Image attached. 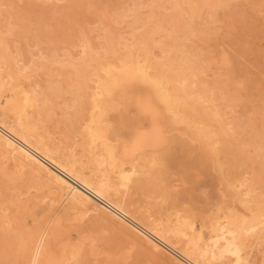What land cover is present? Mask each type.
Masks as SVG:
<instances>
[{"label":"bare ground","instance_id":"obj_1","mask_svg":"<svg viewBox=\"0 0 264 264\" xmlns=\"http://www.w3.org/2000/svg\"><path fill=\"white\" fill-rule=\"evenodd\" d=\"M24 1H26V0H24ZM27 1L25 2L26 4H27ZM102 1L105 2L107 0H102ZM118 1L120 2V0H118ZM139 1H141V0H139ZM150 1L153 2L152 0H150ZM154 1H156V2L155 3L153 2V3L156 4L158 0H154ZM164 1H162V4ZM215 1L216 0H171V1L168 0V2L170 4L168 7H165V8L164 7L160 8L159 4L154 5L152 3L155 7H158L159 11L156 13V11L153 10L152 11L153 13H151L150 16H148L150 14V12H146L145 14H143V16H147V17H142V15H140L142 13V9H141V12H138L137 9H135V12L137 11L139 14H133V16H134L133 21L136 24L137 23L138 24L136 26H134L133 29H131L130 27L133 26V24H135L132 21L133 24L129 27L130 29L128 28L129 30H132V32L129 31L130 35H126V34H124L125 31L122 32L121 30H119L118 26L116 25L118 23H114V21L112 22L109 18L110 16L108 17L106 14H102V20L103 21L100 18L99 19L103 22L104 28L106 29V34H104L107 36L106 39L104 38L106 40V46H105L106 50L105 51L108 55L110 54L111 56H113L115 58V61H109L112 59H109V60L107 59L108 61H106V60H104L105 57L101 58V56H99L101 60L99 59L100 63H98V66H92V64L89 65V63H87L85 61V60H87L86 57L91 55V53H88L89 51L87 50V48L89 46L86 48L84 45H82L83 47L86 48V51H88L87 52L88 54L86 53L87 56H85V59L82 60V61L86 62V63H84L85 67L84 68L82 67L84 69V71L81 69L82 72H81V75H79V76H81L82 79L79 78L76 73H75L76 75L74 76V77L77 76L78 79H81V80H79V82L77 81L76 87L78 89H76L75 91H77L79 89L86 88V87H90L92 89V95H93L92 98H94V99H92L94 101V105H92V106L97 109L96 111H94V113L92 115L90 114V112H92V111L89 112V115L91 118V119L89 118L91 120V122L89 120V122H90L89 124L87 123L88 120L84 121L87 123V126H88L87 130H89L88 132H90V149L86 152L85 156H84V152L80 151L83 153L82 156H84V157H79V156H81V154L79 155V154H76L74 152H71L68 156H64L63 155L64 153L62 155H60L59 154L60 146L59 147H58V145L53 146L55 144H58L59 142L55 143V141H54L53 144H50L49 140L47 141L43 137V135H42V137L37 136V133L35 132L36 131L35 126L39 128V126L36 125L38 122L36 120V122H37L36 123L34 120V122H35L34 123L32 121L33 119L31 120L30 115L27 111V108L28 107L34 108L35 111H37L36 113H38L40 115L42 114V112H46L44 115L46 118V115L50 116L49 114L52 113L54 106L52 107L53 104L49 101L48 97L45 98L46 96H44V99L43 98L39 99V97L37 98L34 94H32V92H29L28 89H31V88H28L26 85H25L26 87L24 88V86L21 84L20 76L22 75V73L24 74V72H28V70L25 71L24 69H26L28 67V64H29V68H32V66L30 67V64H31L30 61H29V63H27L25 65H21L20 61H22V60H20V59H19L20 61L17 59L19 61V63L17 61H11V59H10V61H7L6 59H4L5 57L2 58V60H0V149L5 154L11 156L12 159L16 158L17 163L20 166H22L23 168L24 167L28 168L30 170L29 172L32 171L33 174L35 173L37 176L43 178L47 182L46 183L47 185L50 184L53 186L52 190H54V195L52 197H50V199H48L46 197L47 200H49V201L46 205H44V208L50 207L49 206L50 203H53L54 201H56V200L58 201L59 199H61L62 201H69L70 204H72L75 207V208L73 207L74 210L76 208H78V209H81L83 211H88V210L96 211L97 214H94V216L96 218H99L96 216V215H99L98 213H100L101 216L105 220L110 221V222L114 221V218L116 216L119 217L118 219H121V220L117 221V225H118L119 229L121 230L120 233H123L125 235V237L123 236L124 241H126V239H127L130 243V246L128 247V250L126 252L125 257H128L131 254L130 253L131 248L136 243H139V242L142 244H145L146 246H148V248H150L152 251H155V252L159 250V246L168 245V247L169 246L172 247L171 249H173V248L176 249V247H174L172 244L173 243L174 244L182 243L181 250L176 249L178 252L177 255L179 256L178 259H175L176 264H252L248 258V251H249L250 245L252 243H255L257 246H259V249L262 251L261 262L259 261V263L264 264V101L257 103V105L254 106L255 109H253V107H252L253 105L250 106L251 109H253V110L249 109L247 112H245V113H248V118L246 119V122L244 124L245 130H246L244 133H247V135H248L246 142H244L243 144H242V142L240 143L239 138L236 135V131H235V121L238 117V115L236 114L237 106L240 109L239 106L242 105L241 103H243L244 95L246 94V91H245V94H243L242 91H240V89L243 90V88L246 87L245 85L249 86L250 83L248 81L252 80L251 78H254L255 76L258 77L261 74H259V72H258L257 75H255L254 77L252 76L250 79L248 78L249 79L248 81L246 79L248 84H247V82L244 83L241 80L233 79V78H236L238 76H235V74H233V72L236 70V68H235V70H232L233 66H232V69L229 66L232 64V59L229 57L230 55L229 56L228 55H222L221 59H220V62L222 63V65L225 64V66H228V67H226V68H228L227 72L225 71L224 73H221L220 72L221 68L219 69V71H216V69L214 67H212V66H214L213 63L215 62L212 55H215L219 51H217L215 53L214 52L215 50L213 49L214 53L212 52L213 53L212 55L204 54L203 52L200 51V49H202V47L200 46L201 48H199V46H198V45H200L199 43L201 42V41L200 42L198 41L199 38H197V40L195 38L192 39V37H194V36H197V37H203L204 36L205 38H207V37L209 38V36L211 35L210 33L212 30L207 29L205 27L204 28L200 27V25H199L200 23L197 21L201 20V16L199 17V9L200 10L204 9V8L201 9L200 7L201 6L203 7V4L210 6V4L214 3ZM51 2H52V0L49 2V4ZM104 2H103V4H104ZM123 2L121 0V3H123ZM146 2H147V0H146ZM216 2H218V1H216ZM145 3L141 2V4H145ZM251 3H253V2H251ZM263 3H264V0H263ZM31 4H32V2L30 3V5ZM125 4H126V1H125ZM131 4L133 5L135 3L132 2ZM131 4H126V5L129 6ZM136 4H138V3H136ZM141 4L139 2V5H141ZM152 4H150V6ZM217 4L219 5V2ZM34 5H35V2L31 6H34ZM117 5H118V3H117ZM218 5L215 4L216 7ZM260 5H262V4H260ZM100 6L106 7V4L102 5V2H101ZM136 6H138V5H136ZM207 6H206V8H207ZM212 6H214V5L212 4ZM215 6H214V8H216ZM262 6H264V5H262ZM47 7L48 6H46V8ZM125 7H124V9H125ZM142 7L143 6H141V8ZM67 8H69V7H67ZM127 8L128 7H126V9ZM138 8H140V7L138 6ZM150 8H152V7H149V9ZM62 9L65 10V8H62ZM116 9H118V7H116ZM116 9L115 10L111 9V10L116 12ZM120 9L121 10L119 12L122 11V8H120ZM130 10L132 11V9H130ZM133 10H134V8H133ZM221 10H222V8H221ZM112 11H110V9H109V14ZM206 11H205V13H206ZM211 12H209V13L211 14ZM19 13H21V12H19ZM46 13L47 12H45V14ZM60 13L62 14V12H60ZM60 13H58V14H60ZM127 13H125L126 16L130 15L129 17L132 20L131 13L128 15H127ZM143 13H144V11H143ZM209 13L207 15L204 14V16L205 17L208 16ZM213 13L215 14L216 10H214ZM217 13H218V11H217ZM55 14H57V13H55ZM146 14H148V15H146ZM219 14H220V12L217 14V16ZM7 15L8 14H6L5 16L7 17ZM32 15H34V14H32ZM38 15L39 14L36 15L37 17L36 16L34 17L36 20H37V18H39ZM47 15L49 16L50 14L47 13ZM52 15H50V16H52ZM112 15H114V14H112ZM117 15H118V13H117ZM220 15H219V17H220ZM114 16H116V15H114ZM122 16H123V14H122ZM197 16L200 18V20H197V18L195 19V17H197ZM209 16H211V15H209ZM117 17H119V15ZM16 18H19V16H17ZM56 18H58V17H56ZM113 18H115V17H113ZM125 18H127V17H125ZM2 19H1V24L4 22V21L2 22ZM35 19H34V21H36ZM49 19H51V17ZM115 19H117V20H115L117 22L118 18H115ZM120 19H121V17H120ZM221 19L220 20L216 19V20L221 21ZM9 20H11V17ZM32 20H33V17H32ZM40 20H42V18ZM53 20L58 21L54 17L51 20L52 21L51 23H54ZM225 20L226 19H224V22H225ZM228 20H230V19H228ZM125 21H126V19H125ZM211 21H213L212 18H211ZM211 21L209 22V24H211ZM27 22H29V20ZM27 22H26V24H27ZM122 22H124V21H122ZM196 22L199 24H197ZM214 22L215 21H213V23ZM222 22H221V24H222ZM5 23H6V21H5ZM8 23L12 24L11 22H8ZM8 23L6 25H8ZM127 23L131 24V22L130 23L126 22L125 24H127ZM10 24L8 26H10ZM120 24H121V22H119V25ZM205 24H207V23H205ZM205 24H203V25H205ZM231 24H233V21ZM46 25H47V23H46ZM51 25H53V24H51ZM223 25L220 27H223ZM226 25H227V23L225 24V27H223V28H226ZM8 26H6V27L8 28ZM63 26H64V23H63ZM125 26H127V25H125ZM207 26H209V28L215 27L214 25L211 27H210V25H207ZM6 27H5V29H6ZM53 27H55V26L53 25ZM95 27H93V28H95ZM218 27H219V25H218ZM218 27H216V28H218ZM12 28H14L13 25H12ZM16 28H17V26L15 27V29ZM18 28H19V26H18ZM36 28H38V27H36ZM227 28L229 29L230 27L227 26ZM227 28H226V30H224V29L223 30L227 31ZM221 29L222 28H220V30ZM9 30H10V32H8V34L10 33L9 35H11V33L14 34L12 32L13 30L11 31V28ZM33 30H35V29H33ZM59 30L60 29H58V31ZM220 30H219V32H220ZM58 31L56 30L55 34ZM59 32H61V31H59ZM254 32H256V31H254ZM26 33H28V32H26ZM58 33H57V35H58ZM83 33L84 32H82V35H83ZM4 34H6V37L9 36L7 33H4ZM127 34H128V32H127ZM158 34L160 35V38L158 36H156ZM224 34L222 33L220 35H224ZM52 35H51V37H52ZM57 35H55V36L57 37ZM65 35H66V33H65ZM3 36H4V38H6L5 35H3ZM217 36H219V35H217ZM98 37H101V36L99 35ZM213 37L214 36H212L211 39L214 40ZM60 38H61V34H60ZM48 39H51V38L49 37ZM67 39H69V37ZM194 39L196 42L198 41L199 43L197 44L195 41H193ZM18 41H19V39H18ZM39 41H41V40L39 39ZM60 41H64L63 38ZM69 41H70V39H69ZM1 43H0V45H1L2 49H0V50L2 51L4 45L7 43L3 42L4 45ZM16 43H18V42L16 41ZM74 43H77V42H74ZM83 43H84V41H83ZM100 43H99V45H100ZM207 43H208V41H207ZM212 43H213V41H212ZM39 44L37 43L36 45H39ZM214 44H215V42H214ZM36 45H34L33 48L37 47ZM49 45H51V44H49ZM201 45H202V42H201ZM23 46H25V45H23ZM153 46H159V48H161V50H162L161 52H163L162 56L159 53V55L161 57H159V58H158V56L156 57V55L154 54V52L152 50L154 48ZM205 46H206L205 48H207V44ZM18 47H17V50L19 49ZM38 47H40V46H38ZM70 47H71V45H70ZM96 47H99V46H97V44H96ZM105 47H103V50ZM208 47H209V45H208ZM211 47H214V46H211ZM211 47H209V48H211ZM219 47H216V48H219ZM5 48H6V46L4 47V49ZM33 48L31 49V47H30V49L32 50V51H30L31 52L30 54H32V52L34 51ZM40 48H42V47H40ZM205 48H203V51L207 52L206 50H204ZM156 49H157V47H156ZM96 50H94L95 51L94 53H97ZM216 50H218V49H216ZM42 52H43V50L41 51V54H42ZM80 52H82V51H80ZM99 52H101V51H98V53ZM227 52H229V51H227ZM3 53L0 52L1 55ZM44 53H46V49L44 50ZM37 54H39V52ZM217 54L219 56L220 52ZM53 55H51V56H52V58L54 57V59H55V57L57 55L56 56H53ZM18 56H16V58H18ZM36 56H38V55H36ZM82 56H83V54H82ZM111 56H109V57L111 58ZM44 57L46 58L45 55H44ZM58 57H59V55H58ZM39 58H40V56H39ZM45 58L43 59L44 64H46L50 60L48 58H46L48 60H45ZM79 58L80 57H78V59ZM33 59H35V57ZM81 59H82V57H81ZM36 61L37 60H35L33 62L31 59V62H33L34 64ZM45 61H47V62H45ZM62 61H63V58H62ZM217 61H218V59H217ZM50 62H51V60H50ZM62 64H64V62ZM62 64L60 65V67L62 66ZM216 64H217V62H216ZM41 65H40V70L43 68V67L41 68ZM53 65H55V64H53ZM35 66H36V64H35ZM46 66H48V65L46 64ZM46 66H45V69H46ZM49 66H51V65H49ZM49 66H48V68H49ZM63 67L65 68L66 66H62L60 69H62ZM213 68L215 69V71L213 70ZM230 69L233 72L229 71ZM46 70L50 71V69H46ZM242 70H243V67H242ZM37 71L38 70L34 69V71H31V72L36 73ZM56 71H57V69H56ZM41 72H40V74H42ZM230 72H231V74H230ZM263 72L260 71V73H263ZM50 73H52V72L50 71ZM50 73L48 72L49 75H50ZM53 73H56V72H53ZM28 74L30 75L31 73L29 72ZM56 74H57V76H59L58 73H56ZM65 74L68 76V75H70V72H69V74H68V72ZM78 74H80V71ZM46 75H47V73H46ZM46 75H44V76L46 77ZM231 75H234L235 77L233 76V78H232ZM52 76H54V75H52ZM28 78H29V76L27 78H24V79H28ZM258 78H257L258 79L257 81H255L256 79L254 80L255 82L253 81L256 84V86L260 84V79L262 77L259 76ZM263 78H264V76H263ZM30 79H33V78H31V76H30ZM48 79H46V80H48ZM69 79L72 82L71 77ZM70 80H68V81L70 82ZM38 81H36L35 83H38ZM48 81H51V80H48ZM54 81H56V80H54ZM54 81H51V83H53ZM60 81L61 80H59V83H60ZM63 81H64V79H63ZM65 81H66V79H65ZM90 81H92L94 83L90 84ZM33 82H34V80H32V84H33ZM57 83H58V81H57ZM65 83L63 82L64 86H65ZM74 83H76V82H74ZM74 83H72V84H74ZM251 83H252V81H251ZM30 84H31V82H30ZM39 84H37V86ZM43 84H42V87L43 86L45 87V85H43ZM61 84H62V81H61ZM262 84H264V83H262ZM137 85L146 86L148 88V92L146 94H141V93L137 92L136 91ZM37 86L36 87L32 86V87H35L34 89L37 90L36 89ZM48 86L51 87V89H52V85L49 84ZM64 86H62V88ZM42 87H40V88H42ZM56 87H58V86H56ZM54 88L55 87H53V91H54ZM70 88H72V87H70ZM263 88H264V86H263ZM44 89H46V87L43 88V90ZM47 89H48V87H47ZM47 89H46V91H47ZM51 89H49V90H51ZM56 89L59 90V88H56ZM258 89H259V86H258ZM5 90H10L11 92L8 93L7 97H2L4 95L3 91H5ZM63 90H64V88H63ZM69 90H67V91H69ZM32 91H34V90H32ZM53 91L51 90L50 92H53ZM75 91L73 88V92H75ZM252 91L253 90H251V92ZM254 91H255V89H254ZM256 91H258V90H256ZM35 92H37V91H35ZM45 92H43L44 95L48 94ZM65 92L62 94L63 96L65 95ZM70 92H72V91L70 90L69 93ZM82 92H81V95H82ZM53 93L56 96H58L56 94L57 93L56 91ZM58 93H59V91H58ZM60 93H61V91H60ZM77 93H78V91H77ZM77 93H75L76 96L78 95ZM85 93H86V91H85ZM253 93L255 94V92H253ZM259 93H260V91H259ZM263 93L264 92H262V94ZM41 94H42V92H41ZM257 94H258V92H257ZM257 94H255V95H257ZM70 95H71V93L69 95H67V97ZM53 96L54 95H52V96L50 95V97H53ZM79 96H80V94H79ZM79 96H78V99H75L76 97L74 98V96H73V98L75 99L76 102L72 98L73 99V100L71 99L72 105H73V102H74V104L75 103L78 104L77 102H79V98L80 97L82 98V96H80V97ZM257 96L255 98H257ZM64 97H62V100L64 101V103L62 102V100L60 98V101L63 104H65V102H66L65 99L66 100L68 99V98L64 99ZM263 97L264 96L262 95L261 98H263ZM55 99H59V98H57V97L54 98L53 102H55ZM248 99L253 100V98H249V97H248ZM247 101L249 102V100H247ZM257 101H258V99H257ZM254 102H256V101H254ZM56 103L57 102H55V105H56ZM239 103H240V105H239ZM247 103H246V105L249 104V103L248 104ZM59 104L60 103L58 102L56 106L63 105V104H60V105ZM80 104H78V106H81ZM68 105H69V103L67 104V106ZM244 105L245 104H243V108L245 109ZM67 106L65 105L66 108H67ZM70 106L71 105H69L68 107H70ZM71 107H75V105L71 106ZM71 107H70V109H73ZM56 108H58V107H56ZM66 108H64V109H66ZM70 109H68V110L72 111ZM78 109H80V108L78 107ZM241 110H239V111H241ZM31 111L29 110L30 114L33 113ZM58 111H59V109H58ZM239 111L237 113H239ZM72 112H71V115L73 114ZM74 112L77 113L78 111L77 112L74 111ZM84 112H86V110ZM10 113H13V115H14L13 119L8 118ZM47 113H49V114H47ZM53 113L55 114V117L60 115V117L58 116L59 119L63 116V114H60V112L58 115H56L54 110H53ZM64 113H65V111H64ZM79 113H80V111H79ZM65 114H64V116H65ZM35 116H37V118L39 120L38 115H35ZM42 116H40V117L42 118ZM51 116H52V114H51ZM74 116H75V114H74ZM80 116H81V114H80ZM243 116L245 117L247 115L244 114ZM65 117H63V118H65ZM51 118H50V120H51ZM68 118H69V115L66 119H68ZM47 120H48V122L50 121L49 119H47ZM52 120H51V122H52ZM61 120H62V118H61ZM64 120H62V121H64ZM69 120H70V118H69ZM45 121L46 120H44V122ZM53 122L55 123L57 121L54 120ZM79 122H80V119H79L78 123ZM55 124L52 123V126L54 125L53 127H55ZM61 124H63V122H61ZM82 124H84V126H86L85 123H82ZM240 124H242V122H240ZM56 125H59V124H56ZM46 126H48V123ZM62 126H63V128H64V126L67 127L66 125H61V127ZM76 126H77V124H76ZM79 126H80V124H79ZM81 126H83V125H81ZM68 127H69V125H68ZM72 127H70V128H72ZM80 127H79V129H80ZM81 128L83 131V127H81ZM84 128H86V127H84ZM241 128H243V127H241ZM39 129H42V126ZM55 129L58 130L59 128H54V130H51L52 133H53V131H56ZM64 129H67V128H64ZM79 129H77V130H79ZM38 130H37V132H39ZM43 130H47V127L45 129V126H44ZM43 130H41V132ZM73 130H75L74 131V134H75L76 129H72V131ZM87 130L85 129V131H87ZM59 131L60 130L57 131L58 134H59ZM45 132L48 133L49 131L47 130V131H44V133ZM78 132L80 135L81 131H78ZM82 133H84V131ZM38 135H39V133H38ZM71 135L72 134H70V136ZM46 136H48L50 139V135H46ZM52 136L53 135H51V137ZM54 140H56V138ZM58 141H60V139H58ZM82 141H83V143H85L83 138H82ZM50 142H51V140H50ZM69 142L72 143V141H69ZM61 143H64V142L62 141ZM79 143H80V141H79ZM77 144H78V142H77ZM87 144L85 143V145H87ZM99 145H102V148L104 147L103 149H105V152H102V150H101V152L96 150V147ZM67 147H69V146H67ZM64 148H65V146H64ZM75 148H76V146L74 147V149ZM61 149H63V148H61ZM69 149L71 150L72 148H69ZM74 149H72L71 151H73ZM83 149H84V147H83ZM84 150L86 151V148ZM185 152H187V154L190 152L192 154L195 153V155L197 154V157L194 158V160L193 159L191 160V158L188 157L189 154L187 156ZM67 153L68 152H66V154ZM179 154H183V156H181ZM192 154H191V156L193 158L194 155H192ZM14 160L15 159H13V161ZM226 162L232 163V171L230 170L231 172H229V173H227L228 170H226V167H225ZM126 163H128L129 165L125 166ZM150 163H152V164L150 165ZM145 164L146 165L148 164L150 166V168H152L151 167L152 165L154 168V166L156 164H158V167H159L158 171L159 172L161 171L160 173L162 174V176L158 177V178L154 177L156 175H152V177L149 175V177H146L143 179L146 181H147V179L150 180L152 182V186L154 185L155 188L159 187V189H156V191H154L155 194H152V195H156L158 193L157 190H160L158 195H162L161 192H163L164 197L169 198L172 201L174 200L173 202L176 203L174 206L171 207V211H169L168 214L164 213L165 215H163V212H162V209L164 208V206L160 207L159 206L160 203L158 205L157 204L152 205L151 207L149 206L151 209L148 210V212L143 213V216H142V219L145 222L144 224L146 226L134 218V217L138 216L137 212L139 211V207H140L138 204L139 201H138V203H136L134 201L136 204H138V206H137L136 204L134 205V202H133V200H135L136 198H134L132 200L133 203L128 201V199H127L128 195L134 191V189L137 187V185H140V184H138V181L142 180L143 175L141 174L142 175V177H141L139 173L141 171L143 172L144 169L142 167H144ZM1 165H2V163H1ZM104 165H105V167H104ZM15 166H17V165H15ZM7 167H8V165H7ZM22 167L20 168L21 171H23ZM1 168H4V167L0 166V170H1ZM17 168H16V171H17ZM108 168H109V170H108ZM8 169L6 168L7 171H8ZM176 170H179L180 174L179 173H177V174L178 175L182 174L184 180L187 178L186 179L187 181H188V179H192L193 174H194V172H193L194 170L202 171L205 173V175L207 177L206 179L210 184H213V185H216L217 183L222 184L224 186V189L221 192H218L219 193L218 199L214 202L213 205L209 204L210 206L208 205V207H207V204L202 205V202L204 199L203 198L201 205L202 206L206 205V206L199 207L200 205L196 206L193 203L194 204V205L192 204L193 206L187 207L186 205H184L183 202H180V198L182 197L181 191L178 193L179 189L177 188V191H175V189L173 188L174 185L172 183L171 173L175 172V174H176V172H177ZM4 171H5V169H4ZM13 171H15V170H13ZM210 171H211V173L214 172L216 175L213 176L214 173L212 175L210 173ZM112 172L116 173L115 177L117 176V178H119L118 180H120L119 182L116 181L117 184H119L118 186H117V184L115 185V181L113 182V180L116 178L112 179V177H114L111 174ZM148 172L152 173L150 170H148ZM32 173H30V174H32ZM1 174L5 175L3 173H1ZM17 175H20V174H17ZM23 175L24 174H21V176H23ZM11 176H12V174H11ZM15 176L16 175H14V177ZM29 176L30 177L27 176L29 179L32 178L31 175H29ZM33 176H35V175H33ZM8 177H10V176H8ZM36 178H38V177H36ZM179 178L180 177L178 176L177 180H179ZM16 180L17 179H15L14 181H16ZM202 180H204V178ZM10 181H12V180H10ZM19 181H21V179ZM7 182H9V181H7ZM142 182H141V185H142ZM199 182H200V180H199ZM3 183L0 185H4ZM29 183H31V179L29 180ZM189 183H190V181H189ZM143 184H144V182H143ZM146 184L148 185V183H146ZM192 184H193V182H192ZM33 185H35V184H33ZM186 185H185V188L191 186L190 184H188L189 186L187 185V187H186ZM206 185H209V184L207 183ZM144 186L147 188V186L145 184H144ZM193 187L195 188V185ZM28 188L26 187L27 191L29 190ZM34 188L37 189L38 187L34 186ZM194 188L191 190H194ZM211 188L213 189V187H210V189ZM152 189H154V188H152ZM144 190H146L145 193L149 192L147 189H144ZM180 190H181V188H180ZM208 190L205 189L206 192ZM214 190H215V187H214ZM215 191L217 192V189ZM215 191H214V193L217 197V193ZM15 192H16V189H15ZM137 192L138 191H136L135 193L137 194ZM189 192H191V191L189 190ZM206 192H205V194H207ZM25 193H27V192H25ZM25 193H21V194H25ZM199 193H203V190L201 192L199 191ZM209 193H211V192L209 191ZM158 195H156V196H158ZM187 195H189V194H186L183 198L187 197ZM197 195H199V194H197ZM107 196H113L114 197V199H112L113 201L108 200ZM156 196H154V197H156ZM190 196L192 197V195H190ZM210 196H212V195H210ZM27 197H25V198H27ZM130 197H131V195H130ZM194 197H195V195H194ZM207 197H209V196H207ZM36 198L39 199L38 197H36ZM183 198H181V199H183ZM187 198H189V197H187ZM44 199L42 197L39 200H40V202L44 203V202H46V201H44ZM92 199L97 201L101 206L106 208L109 212L106 210H103L100 206L96 205ZM137 199L139 200V198H137ZM162 199L163 198H161L160 200H162ZM192 199H193V197L190 198V200H192ZM142 200H143V198H142ZM156 200H157V197H156ZM163 200L166 201L165 199H163ZM185 200H188V202L190 204L192 203L191 201H189V199H185ZM205 200L207 201L206 197H205ZM208 200H209V198H208ZM36 201L38 203V200H36ZM8 202H9V199H8ZM147 202H145V206H146ZM150 202H152V201H150ZM153 202L157 203L156 201H153ZM235 202H238L240 204L241 210H239L236 207V205L234 204ZM33 204H35V202ZM199 204H200V202H199ZM1 205H2V203H1ZM35 205H37V204H35ZM59 205H60V200H59ZM61 205H64V204L61 203ZM72 205H71V208H72ZM168 205L169 204H167V206ZM63 207H62V209H63ZM140 208L142 209V207H140ZM146 208H147V206H146ZM206 208H208V209L206 210ZM29 210H30V207H29ZM70 210H73V209H70ZM167 210H169V209H167ZM0 211H1V209H0ZM27 212H28V207L26 204H17L15 210H13V211L7 210V211H5V213L1 212V213H3L2 215L4 217L6 216V218H7V221L9 224V225L8 224L7 225L10 228V232H11V238L10 239H12V241H9L10 239L5 240L8 242L7 244H9V242L11 243L10 247H9L10 249L8 248V250H9L8 255H10L12 252H15L14 250H16L17 251L16 254L18 253L22 257V263L21 264H40V263L51 264L53 262L54 258L58 255L61 257L60 259H65V258L73 259L72 261H76L78 263L80 262V258L82 256L86 258V256H85L86 254L84 253L81 256V253H83V252L80 251L84 247H82L81 249H79V248L77 249L76 244L79 245L80 242H78L76 244L73 243V241L72 242L68 241V242L62 243V244L56 242L57 237L60 235V233L58 231L60 229L61 221L59 219H57L53 223V225H52L53 227L51 230H46V227H44V226H42V228H40V230H39V229H37L38 227L33 228L34 227L33 224H32L33 227L31 226V228H28L27 227L28 225L26 226L27 223L24 219V215ZM204 212L205 213L209 212V213L205 214ZM32 213H34V212H32ZM3 216H1V217H3ZM68 216L69 215H67V217ZM198 218H201L200 223L197 222ZM34 220H33V222H34ZM100 221H102V220H100ZM107 221H105L104 223H106ZM37 222H38V220H37ZM36 223H34V224L36 225ZM39 223H40V221H39ZM63 223H64V221H63ZM104 223H102V225ZM127 223L129 224V226L126 225ZM4 225L1 223V227ZM114 225H115V223H114ZM130 225L133 228L140 231L143 235H145V237L137 235L134 232H132L131 229L129 228ZM115 226H113V227L116 228ZM205 226H207V228H208L206 231H205ZM29 227H30V224H29ZM113 227H112V229H113ZM106 228H107V226H106ZM108 229L112 230L111 227L110 228L108 227ZM119 229H117L118 231L116 230L118 233H119ZM5 230L6 229L4 228L3 231H5ZM113 231H115V229ZM113 233L115 235V232H113ZM2 234H4V233H2ZM78 236L80 237V235H78ZM117 236H120V235H117ZM120 237H121L120 239H122V236H120ZM81 238H82V236H81ZM84 238H86V237L84 236ZM87 238L89 239V237H87ZM92 238L94 239L93 236H92ZM93 239H92V241H93ZM72 240H73V238H72ZM1 241H3V240H1ZM96 241H98V240H95L94 242H96ZM170 243H172V244H170ZM3 244H5V243H2V245ZM81 244H82V241H81ZM95 244H97V243H95ZM11 246H12V248H14L13 251L11 250ZM90 246H91V242H90ZM89 247H88V249H89ZM91 247H93V246H91ZM85 248L87 249L86 246H85ZM139 249H138V251H140ZM136 250L137 249H135V251ZM10 251H12V252H10ZM85 251H87V250H84V252ZM91 251H88V253ZM106 251H108V250H106ZM99 252L102 253V250H100ZM103 252H105V251H103ZM96 253L97 252H95L94 255H96ZM172 253H174V252H172ZM28 254H30L31 257L28 260H25V258L29 257ZM137 254H136V256H137ZM252 254H254V253H252ZM8 255L5 254V256H7L6 260L10 259V257ZM89 255H90V253L88 254V256ZM177 255H173V256L176 257ZM104 256L102 255V258ZM12 257H14V254L12 255ZM97 257L99 258V256H97ZM60 259H59V262H61ZM87 259H89V258H87ZM90 259H91V257H90ZM90 259H89V261H92ZM14 260H15V258H14ZM10 261H12V258ZM14 262H16V260ZM83 262H84V264H87V263H85L86 261H83ZM91 263L94 264L95 262H91ZM104 263H105V260H104ZM5 264H7V263H5ZM13 264H15V263H13ZM56 264H60V263H56ZM88 264H89V262H88ZM99 264H101V262H99Z\"/></svg>","mask_w":264,"mask_h":264},{"label":"rangeland","instance_id":"obj_2","mask_svg":"<svg viewBox=\"0 0 264 264\" xmlns=\"http://www.w3.org/2000/svg\"><path fill=\"white\" fill-rule=\"evenodd\" d=\"M3 1V2H2ZM27 1V0H26ZM26 1H24V0H0V24H1V19H2V24L0 25V41L2 42H0L1 44H3L4 45V43H7V44H5L4 45V47L6 46V48L8 49H4V47H3V50L1 51L0 50V52H4L2 55L0 54V60H2V58H4V59H6L7 61H10V59H11V61H17L18 63H19V61L20 60H22V61H20V64L21 65H25V64H27V63H29V61H30V67L32 66V68H29V64H28V67L26 68V69H24L25 71L26 70H28V72H24V74L22 73V77L20 76V80H21V84L24 86V88L27 86L28 88H31V89H28L29 90V92H32V94H34L37 98L39 97V99L41 98H43L44 99V96H46L45 98H47L48 97V99H49V101L53 104L52 105V107L54 106V108H53V110L55 111V113H56V115H58L59 114V112H60V114H63V116L61 117L62 118V120H64V121H62L61 120V118L59 119V117H60V115H58V116H56L55 117V114L53 113V110H52V116H51V114H49V113H47V114H49L50 116H48V115H46V118H45V113L46 112H42V114L40 115V114H38V113H36L37 111H35V109L34 108H30V107H28L27 108V111H28V113H29V115H30V118H31V120L34 122V120H35V122H36V120H37V124L36 125H38L39 126V128H41V126H42V129H39L38 127H36L35 126V128H36V133H37V136H39V137H42V135H43V137L48 141L49 140V143L50 144H53V142L55 141V143H58V144H55V145H53V146H57L58 145V147L60 146V148H59V154L60 155H62L63 153V155L64 156H68L71 152H74V153H76V154H81V156H79V157H84L85 156V154H86V152L90 149V132H88L89 130H87L88 129V126H87V123L89 124L90 122H91V118H90V115H89V112L90 111H92V112H90V114L92 115L93 113H94V111H96L97 109L96 108H94L92 105H94V101L92 100V99H94V98H92L93 97V95H92V89L90 88V87H86V88H83V89H79V90H77L78 91V93H77V91H75L76 89H78L77 87H76V85H77V81L79 82V80H81L82 78H81V76H79V75H81V72H82V70L84 71V67H85V64L84 63H89V65H91L92 64V66H98V63H100V61H99V59H100V57L99 56H101V58H104L105 57V59L104 60H106V61H108L109 59H112V60H109V61H115V58L113 57V56H111L110 54L108 55L107 53H106V35H104V34H106V29L104 28V25H103V20H102V14H106L109 18H110V20L113 22L114 21V23H118V24H116L117 26H118V28H119V30H121L122 32H124V34H126V35H130L129 33L130 32H132V30H129L130 28L131 29H133V27L134 26H136L137 24L133 21V14H139L138 12H141V9H142V13L140 14V15H142V17H147V16H143V14H145L146 12H150V14L148 15V14H146V15H148V16H150L151 15V13H153L152 11L153 10H155L156 11V13L159 11V9H158V7H155L154 5H156V4H159L160 5V8H165V7H168L169 6V2H168V0H158L157 1V3L156 4H154L156 1H154V0H152L153 2H151L150 0H147V2H146V0H141V1H139V0H125L126 1V4H131L132 2L133 3H135V4H131V5H126L125 4V1L124 0H122V2L123 3H121V0H120V2L118 1V0H107V1H102V0H52V4L50 3L49 4V2L51 1V0H28L27 1V4L25 3ZM40 3H39V2ZM146 3H145V2ZM160 1V2H159ZM162 1H164L163 2V4H162ZM171 1V0H170ZM216 1H218L219 2V5L217 4L218 2H216ZM214 3H212L214 6H215V4L216 5H218L216 8H214V6H212V4H210V6L208 5H205V4H203V7L201 6L200 8L202 9V8H204V9H202V10H200L199 9V17L201 16V20H200V18L197 16V17H195V19L197 18V20H200V21H197V22H199V23H197V24H199L200 25V27H205V28H207V29H211L212 31H211V35L209 36V38L207 37V38H205L204 36V38L203 37H197V36H194V37H192V39L193 38H195L196 40H197V38H199L198 39V41L200 42H202V45H201V42L199 43L198 41L196 42L195 41V39L193 40V41H195L197 44L199 43L200 45H198L199 46V48H201L202 47V49H200V51L201 52H203L204 54H210V55H212L214 52L216 53L217 51H219L220 52V54H219V56H218V54L217 53H219V52H217L215 55H212L213 56V58H214V63H213V65L214 66H212V67H214L215 69H216V71H219V69L221 68V70H220V72L221 73H224L225 71L227 72V70H228V68H226V67H228V66H225V64H223L222 65V63L220 62V59H221V56L222 55H230L229 57L232 59V64L231 65H229L230 66V68L232 69V66H233V69L232 70H235V68H236V70L233 72L231 69L229 70V71H232L233 72V74H235V76H238V77H236V78H233V76L234 75H231V77L233 78V79H236V80H241V81H243L244 83H246L252 76L254 77L255 75H257V73L259 72V74H261V75H259L260 77H262L261 79H260V84L259 85H257L256 86V84L254 83L255 81H257L259 78V76L257 77V76H255L254 78L256 79H254V78H251L252 80H250V81H248L249 83H250V87L248 86V85H245L246 87L245 88H243V90L242 89H240V91H242V93L243 94H245V91H246V94L244 95V99H243V103H241L242 105H240V103H239V107H240V109L238 108V106H237V110H236V114L238 115V117H237V119H236V121H235V131H236V135L238 136V138H239V142L241 143L242 142V144L244 143V142H246V139L248 138V135H247V133H244L246 130H245V127H244V124H245V122H246V119L248 118V113H245V112H247L249 109L250 110H253V109H255L254 108V106L255 105H257V103H260V102H262V101H264V97L263 98H261V96L263 95L264 96V93L262 94V92H264V88H263V86H264V84H262V83H264V78H263V74H264V6H262V5H264V3H263V0L261 1V0H216ZM13 2V3H12ZM32 2V4H34V2H35V5L34 6H31L30 5V3ZM44 4H43V3ZM48 2V3H47ZM101 2H102V5H104V4H106V7H101L100 5H101ZM103 2H104V4H103ZM113 2V3H112ZM128 2V3H127ZM139 2H140V4H141V2H143V3H145V4H141V5H139ZM150 2V3H149ZM251 2H253V3H251ZM25 3V4H24ZM109 3V4H108ZM112 5H111V4ZM116 3V4H115ZM117 3H118V5H117ZM136 3H138V4H136ZM149 3V4H148ZM154 5H153V4ZM114 4V5H113ZM121 4V5H120ZM150 4H152L151 6H150ZM260 4H262V5H260ZM45 5V6H44ZM123 5V6H122ZM135 5V6H134ZM136 5H138L140 8H138V6H136ZM46 6H48L47 8H46ZM98 6V7H97ZM121 6V7H120ZM128 7L127 9H126V7ZM134 6V7H133ZM141 6H143L142 8H141ZM154 6V7H153ZM206 6H207V8H206ZM67 7H69V8H67ZM116 7H118V9H116ZM124 7H125V9H124ZM149 7H152V8H150L149 9ZM210 9H209V8ZM53 8V9H52ZM62 8H65V10L64 9H62ZM67 8V9H66ZM102 8V9H101ZM106 8V9H105ZM110 9V11H112V10H115L116 9V12L118 13V15H119V17H117L118 15H117V13L115 12V11H112V12H110V14H109V9ZM120 8H122V11L121 12H119L121 9ZM133 8H134V10H133ZM221 8H222V10H221ZM72 9V10H71ZM75 9V10H74ZM78 9V10H77ZM87 9V10H86ZM112 9V10H111ZM130 9H132V11L130 10ZM135 9H137V11L135 12ZM212 9V10H211ZM218 9V10H217ZM118 10V11H117ZM124 10V11H123ZM130 10V11H129ZM149 10V11H148ZM207 10V11H206ZM210 10V11H209ZM214 10H216V15L213 13L214 12ZM221 10V11H220ZM72 11V12H71ZM106 11V12H105ZM143 11H144V13H143ZM201 11V12H200ZM205 11H206V13H205ZM212 11V12H211ZM217 11H218V13L220 12V14L222 15H220V17H219V15L217 16ZM19 12H21V13H19ZM32 12V13H31ZM35 12V13H34ZM45 12H47L48 14H50V15H52L54 12L55 13H57V14H53L52 16H48L47 15V13L45 14ZM60 12H62V14L60 13ZM74 12V13H73ZM90 12V13H89ZM116 14H115V13ZM128 12V13H127ZM133 12V13H132ZM204 12V13H203ZM209 12H211V14L209 13ZM39 14L38 15V17L39 18H37V20L34 18L37 14ZM58 13H60V14H58ZM97 13V14H96ZM114 14V15H116V16H114V15H112V14ZM123 14V16H122V14ZM125 13H127V15L128 14H130L131 13V18H132V20L130 19V15H128V16H126V14ZM202 13V14H201ZM209 13V15H211V16H204V14H208ZM6 14H8L7 15V17L5 16ZM12 16H11V15ZM32 14H34V15H32ZM44 14V15H43ZM65 14V15H64ZM28 15V16H27ZM46 15V16H45ZM55 15V16H54ZM121 15V16H120ZM225 15V16H224ZM5 16V17H4ZM17 16H19V18H16ZM10 17H11V20H9L10 19ZM15 19H13V18ZM32 17H33V20H32ZM37 17V16H36ZM42 18V20H40L41 18ZM51 17V19H49ZM55 17V19H57L58 21H56V20H53V22L54 23H51L52 21V19ZM56 17H58V18H56ZM61 17V18H60ZM112 17V18H111ZM113 17H115V18H118V21L119 22H121V24L119 25V22L117 21H115V20H117V19H115V18H113ZM120 17H121V19H120ZM123 17V18H122ZM125 17H127V18H125ZM6 18V19H5ZM98 18V19H97ZM102 20H100V19ZM211 18L213 19V21H215L214 23H213V21H211ZM215 18V19H214ZM222 18V19H221ZM226 19L225 20V22H224V19ZM17 19V20H16ZM34 19L36 20V21H34ZM121 21H120V20ZM125 19H126V21H125ZM216 19H221V21H219V20H216ZM228 19H230V20H228ZM29 20V22H27ZM33 22H32V21ZM60 20V21H59ZM233 21V24H231L232 23V21ZM5 21H6V23H5ZM11 22L12 24H10V23H8V22ZM27 22V24H26V22ZM50 21V22H49ZM122 21H124V22H122ZM135 23V24H133V22ZM211 21V24H209V22ZM217 21V22H216ZM224 23H223V22ZM15 22V23H14ZM17 22V23H16ZM102 22V23H101ZM126 22H131V24H125ZM203 22V23H202ZM221 22H222V24H221ZM8 23V25L10 24V26H8V25H6ZM25 23V24H24ZM32 23V24H31ZM38 23V24H37ZM46 23H47V25H46ZM63 23H64V26H63ZM202 23V24H201ZM205 23H207V24H205ZM219 25V27H218V25ZM220 23V24H219ZM227 23V25H226V28H227V26L228 27H230L229 29L227 28V31H224V30H226V28H223V27H225V24ZM4 24V25H3ZM15 24V25H14ZM17 24V25H16ZM24 24V25H23ZM49 24V25H48ZM51 24H53L55 27H53V25H51ZM56 24V25H55ZM133 24V26H131ZM203 24H205V25H203ZM224 24V25H223ZM3 25V26H2ZM12 25H13V27L14 28H12ZM32 25V26H31ZM66 25V26H65ZM96 27H95V26ZM98 25V26H97ZM125 25H127V26H125ZM129 25V26H128ZM207 25H210V27L211 26H215V27H211V28H209V26H207ZM217 25V26H216ZM223 25V27H220V26H222ZM6 26H8V28L10 29L11 28V31L14 33V34H12L11 33V35H9L8 34V32H10V30L6 27ZM17 26V28L15 29V27ZM18 26H19V28H18ZM26 26V27H25ZM52 26V27H51ZM92 26V27H91ZM131 26V27H130ZM3 27V28H2ZM5 27H6V29H5ZM36 27H38V28H36ZM58 27V28H57ZM61 27V28H60ZM93 27H95V28H93ZM124 27V28H123ZM126 27V28H125ZM130 27V28H129ZM216 27H218V28H216ZM29 28V29H28ZM31 28V29H30ZM83 30H82V29ZM101 28V29H100ZM105 30H104V29ZM129 28V29H128ZM220 28H222L221 30H220ZM5 29V30H4ZM8 29V30H7ZM33 29H35V30H33ZM58 29H60L59 31H61V32H59L58 31ZM95 29V30H94ZM100 29V30H99ZM103 29V30H102ZM126 29V30H125ZM216 29V30H215ZM218 29V30H217ZM224 29V30H223ZM7 30V31H6ZM33 32H32V31ZM56 30L59 32H57L58 33V35H57V33L55 34V32H56ZM70 30V31H69ZM80 30V31H79ZM97 30V31H96ZM219 30H220V32H219ZM92 31V32H91ZM130 31V32H129ZM254 31H256V32H254ZM26 32H28V33H26ZM44 32V33H43ZM46 32V33H45ZM82 32H84L83 33V35H82ZM127 32H128V34H127ZM217 32V33H216ZM224 34L225 32V34L224 35H220V34H222V33ZM3 33V34H2ZM4 33H7L9 36H7L6 37V34H4ZM20 33V34H19ZM65 33H66V35H65ZM97 33V34H96ZM213 33V34H212ZM215 33V34H214ZM234 33V34H233ZM31 34V35H30ZM53 34V35H52ZM57 35V37L55 36V35ZM60 34H61V38H60ZM69 34V35H68ZM103 34V35H102ZM3 35H5V37L7 38H4V36ZM37 35V36H36ZM50 35V36H49ZM51 35H52V37H51ZM77 35V36H76ZM101 36V37H98V36ZM217 35H219V36H217ZM259 35V36H258ZM15 36V37H14ZM36 36V37H35ZM74 36V37H73ZM83 36V37H82ZM156 36H158L159 38H160V35L158 34V35H156ZM212 36H214L213 38H214V40L213 39H211V37ZM233 36V37H232ZM11 37V38H10ZM17 37V38H16ZM21 37V38H20ZM27 37V38H26ZM38 37V38H37ZM50 37L51 39H48V38ZM69 37V39H70V41H69V39H67ZM85 37V38H84ZM92 37V38H91ZM98 37V38H97ZM157 37V38H158ZM2 38V39H1ZM16 38V39H15ZM26 38V39H25ZM63 38V40L64 41H60L61 39ZM78 38V39H77ZM97 38V39H96ZM105 38V39H104ZM158 38V39H159ZM6 39V40H5ZM18 39H19V41H18ZM38 39V40H37ZM39 39L41 40V41H39ZM67 39V40H66ZM73 39V40H72ZM201 39V40H200ZM210 39V40H209ZM81 40V41H80ZM86 40V41H85ZM101 42H99V41ZM6 41V42H5ZM16 41L18 42V43H16ZM27 41V42H26ZM39 41V42H38ZM53 41V42H52ZM66 41V42H65ZM69 41V42H68ZM77 42V43H74V42ZM83 41H84V43L86 44H84L83 43ZM207 41H208V43H207ZM212 41H213V43H212ZM239 41V42H238ZM4 42V43H3ZM52 42V43H51ZM61 42V43H60ZM64 42V43H63ZM88 42V43H87ZM100 43V45H99V43ZM105 42V43H104ZM214 42H215V44H214ZM217 42V43H216ZM39 44V45H36V44ZM42 43V44H41ZM51 44V45H49V44ZM70 43V44H69ZM80 44V45H79ZM88 44V45H87ZM96 44H97V46H99V47H96ZM105 44V45H104ZM207 44V48H205L206 46L205 45ZM218 44V45H217ZM2 45V46H3ZM17 45V46H16ZM20 45V46H19ZM23 45H25V46H23ZM31 45V46H30ZM34 45H36L37 47L38 46H40V47H42V48H40V47H35V48H33V46ZM70 45H71V47H70ZM82 45H84L86 48H87V50L89 51H86V48L85 47H83ZM103 45V46H102ZM204 45V46H203ZM208 45H209V47H211V46H214V47H211V48H209L208 47ZM217 45V46H216ZM19 46V47H18ZM53 46V47H52ZM201 46V47H200ZM220 46V47H219ZM223 46V47H222ZM17 47L19 48L18 50H17ZM29 47V48H28ZM30 47H31V49L33 48V52H32V54H30L31 52L30 51H32L31 49H30ZM48 47V48H47ZM51 47V48H50ZM74 47V48H73ZM102 47V48H101ZM103 47H105L104 48V50H103ZM154 48L152 49L153 50V52H154V54L156 55V57L158 56V58L159 57H161L162 56V54H163V52H161L162 50H161V48H159V46H153ZM156 47H157V49H156ZM216 47H219V48H216ZM37 48V49H36ZM44 48V49H43ZM54 48V49H53ZM85 48V49H84ZM95 48V49H94ZM203 48H205L204 50H206L207 52H205V51H203ZM257 48V49H256ZM0 49H2L1 48V45H0ZM46 49V53H44V50ZM97 49V50H96ZM101 49V50H100ZM215 51H214V50ZM216 49H218V50H216ZM7 50V51H6ZM20 50V51H19ZM22 50V51H21ZM43 50V52H42V54H41V51ZM86 52H85V51ZM92 50V51H91ZM94 50H96V52L98 53V51H101V52H99L98 54L97 53H94L95 51ZM48 51V52H47ZM52 51V52H51ZM54 51V52H53ZM68 51V52H67ZM80 51H82V52H80ZM214 51V52H213ZM227 51H229V52H227ZM8 52V53H7ZM16 52V53H15ZM20 52V53H19ZM39 52V54H37ZM50 52V53H49ZM84 52V53H83ZM91 53V55H89V56H87V54L88 53ZM213 52V53H212ZM29 53V54H28ZM87 53V54H86ZM159 53H160V55H159ZM231 53V54H230ZM5 54V55H4ZM9 54V55H8ZM47 54V55H46ZM53 55V56H56L55 57V59H54V57L52 58V56L51 55ZM81 54V55H80ZM82 54H83V56H82ZM97 54V55H96ZM259 54V55H258ZM7 55V56H6ZM18 56V58H16V56ZM36 55H38V56H36ZM44 55L46 56V58H48V59H50L51 60V62H50V60H49V62H47V61H45V62H47L46 64L49 66V65H51V66H49V68H48V66H46V64H44ZM58 55H59V57H58ZM3 56V57H2ZM10 56V57H9ZM27 56V57H26ZM39 56H40V58H39ZM50 56V57H49ZM85 56H87L86 57V59L87 60H85L86 62H84V61H82V60H84L85 59ZM96 56V57H95ZM109 56H111V58L109 57ZM219 58H218V57ZM234 56V57H233ZM35 57V59H33ZM78 57H80L79 59H78ZM81 57H82V59H81ZM84 57V58H83ZM109 57V58H108ZM113 57V58H112ZM37 58V59H36ZM42 58V59H41ZM45 58V60H48V59H46ZM62 58H63V61H62ZM90 58V59H89ZM98 60H96V59ZM239 58V59H238ZM16 59V60H15ZM19 61H18V60ZM31 59H32V61L34 62L35 60H37L36 62H35V64H36V66H35V64L33 63V62H31ZM77 59V60H76ZM108 59V60H107ZM217 59H218V61H217ZM244 59V60H243ZM43 60V61H42ZM79 60V61H78ZM90 60V61H89ZM101 60V59H100ZM246 60V61H245ZM54 61V62H53ZM68 61V62H67ZM238 61V62H237ZM41 62V63H40ZM64 62V64H62V63ZM81 62V63H80ZM216 62H217V64H216ZM24 63V64H23ZM58 63V64H57ZM69 63V64H68ZM78 63V64H77ZM34 64V65H33ZM42 64V65H41ZM53 64H55V65H53ZM62 64V66H66L65 68L63 67L62 69H60L61 67H60V65ZM219 64V65H218ZM237 64V65H236ZM40 65H41V68L43 69H41L40 70ZM84 65V66H83ZM217 67H216V66ZM27 66V65H26ZM45 66H46V69H50V71L53 73V72H56V73H58V75L59 76H57V74L56 73H50V71L49 70H46L45 69ZM83 67V68H82ZM223 67V68H222ZM242 67H243V70H242ZM71 68V69H70ZM213 68V70L215 71V69ZM226 68V69H225ZM241 68V69H240ZM34 69L35 70H38L36 73L35 72H31V71H34ZM56 69H57V71H56ZM73 69V70H72ZM82 69V70H81ZM225 69V70H224ZM23 70V71H24ZM54 70V71H53ZM68 70V71H67ZM75 70V71H74ZM78 70V71H77ZM254 70V71H253ZM256 70V71H255ZM22 71V72H23ZM42 73V74H40V72ZM50 73V75L48 74V72ZM61 71V72H60ZM79 71H80V74H78L79 73ZM250 71V72H249ZM260 71L261 72H263V73H260ZM31 73L30 75L28 74V73ZM68 72V74H69V72H70V75H66L65 73H67ZM78 72V73H77ZM46 73H47V75H46ZM77 74V76L79 77V78H81V79H78V77L76 78V77H74L76 74ZM28 74V75H27ZM56 74V75H55ZM230 74H231V72H230ZM239 74V75H238ZM34 75V76H33ZM44 75H46V77L44 76ZM52 75H54V76H52ZM61 75V76H60ZM241 75V76H240ZM29 76V78L28 79H24V78H27ZM30 76H31V78H33V79H30ZM234 76V77H235ZM39 79H38V78ZM49 79H48V78ZM55 77V78H54ZM71 77V79H72V82H71V80L69 79ZM76 78V79H75ZM249 78V79H248ZM258 78V79H257ZM24 79V80H23ZM43 84V85H45V87H46V89H47V87H48V89H47V91H46V89H44L43 90V88H45L44 86L42 87V84L38 81V80ZM43 79V80H42ZM46 79H48V80H51V81H54V80H56V81H54L53 83H51V81H48V80H46ZM63 79H64V81H63ZM65 79H66V81H65ZM246 79H247V81H246ZM32 80H34V82H33V84H32ZM38 81V83H35L36 81ZM59 80H61L62 81V84H63V82L65 83V86H64V84L62 85L61 84V81H60V83H59ZM68 80H70V82L68 81ZM76 80V81H75ZM255 80V81H254ZM48 81V82H47ZM57 81H58V83H57ZM76 82V83H74V82ZM251 81H252V83H251ZM254 81V82H253ZM23 82V83H22ZM27 82V83H26ZM30 82H31V84H30ZM248 82H247V84H248ZM35 83V84H34ZM40 83V84H39ZM69 83V84H68ZM72 83H74V84H72ZM94 82H92V81H90V84H93ZM30 84V85H29ZM37 84H39L38 86H37ZM52 85V89H51V87H49L48 85ZM58 84V85H57ZM72 84V85H71ZM254 84V85H253ZM263 86H262V85ZM26 85V86H25ZM37 86V90H35L34 88L35 87H32V86ZM58 86V87H56V86ZM64 86L63 88H64V90H63V88H62V86ZM75 85V86H74ZM31 86V87H30ZM72 87V88H70V87ZM74 86V87H73ZM248 86V87H247ZM258 86H259V89H258ZM40 87H42V88H40ZM53 87H55L54 88V91H53ZM67 87V88H66ZM254 87V88H253ZM56 88H59V90L58 89H56ZM73 88H74V91L75 92H73ZM247 88V89H246ZM263 88V89H262ZM49 89H51L53 92H57L56 94L59 96H56L53 92H50L51 90H49ZM72 91V92H70L71 93V95L70 96H68L67 97V95H69L70 93H69V91L70 90ZM87 89V90H86ZM254 89H255V91H254ZM27 90V89H26ZM32 90H34V91H32ZM59 91V93H60V91H61V93L59 94L58 93V91ZM63 90V91H62ZM67 90H69V91H67ZM83 92H82V91ZM251 90H253L252 92H251ZM256 90H258V91H256ZM263 90V91H262ZM35 91H37V92H35ZM42 92V94H41V92ZM46 91V92H45ZM66 91V92H65ZM82 92V95H81V92ZM85 91H86V93H85ZM136 91L137 92H139V93H141V94H146L147 92H148V88L146 87V86H143V85H137V87H136ZM248 91V92H247ZM259 91H260V93H259ZM9 92H11L10 90H5V91H3V96L2 97H7L8 96V93ZM40 94H39V93ZM43 92H45V93H48V94H45L44 95V93ZM65 92V97L62 95L63 93ZM250 92V93H249ZM253 92H255V94H257V92H258V96L257 95H255ZM38 95H37V94ZM52 93V94H51ZM73 93V94H72ZM75 93H77L78 95L76 96V94ZM79 94H80V96H82V98L79 96ZM248 94V95H247ZM255 96H254V95ZM261 94V95H260ZM43 95V96H42ZM50 95L52 96V95H54L53 97H50ZM92 95V96H91ZM42 96V97H41ZM72 96V97H71ZM73 96H74V98L75 99H78V96L80 97L79 98V102L81 103H79V102H77L78 104H80L81 106H78V104H74V102H73V105L71 104L72 103V100L74 99L73 98ZM91 96V97H90ZM246 96V97H245ZM252 96V97H251ZM257 96V98H255ZM59 98V99H55V102H59L60 104H63L64 103V101L62 100V97H64V99L65 98H68L67 100L65 99V101L67 102H65V104H63V105H60V106H56L57 105V103H56V105H55V102H53V100H54V98ZM70 97V98H69ZM248 97L249 98H253V100L254 101H256V102H254L253 100H251V99H248ZM260 97V98H259ZM60 98H61V100H62V102L63 103H61V101H60ZM73 98V99H72ZM91 98V99H90ZM72 99V100H71ZM75 99H74V101H75ZM90 99V100H89ZM257 99H258V101H257ZM260 99V100H259ZM246 100V101H245ZM247 100H249V102L247 101ZM69 101V102H68ZM71 101V102H70ZM245 101V102H244ZM76 102V101H75ZM249 104H248V103ZM251 102V103H250ZM50 103V104H51ZM69 103V105H71V106H74L75 105V107H71V108H73V109H70V107H68L67 106V104ZM92 103V104H91ZM246 103L248 104V105H246ZM243 104H245L244 106H245V109L243 108ZM65 105L67 106V108L68 109H70V110H72V111H69L66 107H65ZM77 105V106H76ZM253 105V106H252ZM58 107V108H56V107ZM83 106V107H82ZM242 106V107H241ZM247 106V107H246ZM250 106H252L253 107V109H251V107L249 108ZM61 107V108H60ZM77 107V108H76ZM78 107L80 108V109H78ZM64 108H66V109H64ZM31 111L32 109L34 110H32L31 112H33V113H31L30 114V112H29V110ZM58 109H59V111H58ZM62 109V110H61ZM91 109V110H90ZM242 109V110H241ZM245 111H244V110ZM86 110V112H84ZM239 110H241V111H239ZM62 111V112H61ZM64 111H65V113H64ZM70 113H69V112ZM74 111H78L77 113H75ZM79 111H80V113H79ZM239 111V113H237ZM35 112V113H34ZM71 112L73 113L72 115H71ZM242 112V113H241ZM38 115V117H39V120H38V118H37V116H35V115ZM64 114H65V116H64ZM74 114H75V116H74ZM80 114H81V116H80ZM247 115V116H243V115ZM44 117H43V116ZM68 115H69V118H70V120H69V118L68 119H66L67 117H68ZM80 117H79V116ZM35 116V117H34ZM40 116H42V118L40 117ZM241 116V117H240ZM33 117V118H32ZM52 117V118H51ZM63 117H65V118H63ZM240 117V118H239ZM243 117V118H242ZM9 119H13L14 118V115H13V113H10V115H9V117H8ZM37 118V119H36ZM45 118V119H44ZM50 118H51V120H52V122H51V120H50ZM55 118V119H54ZM80 119V122L78 123V121H79V119ZM90 118V119H89ZM41 119V120H40ZM47 119H49L50 121L48 122V120ZM59 119V120H58ZM78 119V120H77ZM243 119V120H242ZM245 119V120H244ZM44 120H46L45 122H44ZM57 121V122H55L56 124H59V125H56L53 121ZM67 120V121H66ZM86 120H88L87 121V123L86 122H84V121H86ZM89 120H90V122H89ZM241 120V121H240ZM34 122V123H35ZM61 122H63V124H61ZM65 122V123H64ZM239 122V123H238ZM240 122H242V124H240ZM41 123V124H40ZM45 123V124H44ZM47 123H48V126H46L47 125ZM52 123L53 124H55V127H53L52 126ZM68 123V124H67ZM70 123V124H69ZM82 123H85V125L86 126H84V124H82ZM40 124V125H39ZM44 124V125H43ZM76 124H77V126H76ZM79 124H80V126L81 125H83V126H81V127H83V131H84V133H82L83 131H82V128L79 126ZM61 125H66L67 127H65L64 126V128H67V129H64L63 128V126L61 127ZM68 125H69V127H68ZM45 126V129H46V127H47V130L50 132H45L44 133V131H47V130H43V127ZM58 126V127H57ZM73 126V127H72ZM49 127V128H48ZM53 127V128H52ZM70 127H72V128H70ZM79 127H80V129H79ZM84 127H86V128H84ZM241 127H243V128H241ZM54 128H59L58 130H60L59 131V134H58V130L57 129H55L56 131H53V133H52V131L51 130H54ZM70 128V129H69ZM39 129V130H38ZM63 129V130H62ZM72 129H76V132H75V134H74V131L75 130H73L72 131ZM77 129H79V130H77ZM85 129L87 130V131H85ZM37 130L39 131V132H37ZM41 130H43L42 132L44 133H42L41 132ZM78 131H81V133H80V135H79V132ZM121 131V130H120ZM119 131V132H120ZM55 132V133H54ZM71 132V133H70ZM122 132V131H121ZM38 133H39V135H38ZM52 133V134H51ZM123 133V132H122ZM41 134V135H40ZM70 134H72L71 136H70ZM85 134V135H84ZM120 134V133H119ZM46 135H50V139H49V137L48 136H46ZM51 135H53L52 137H51ZM84 135V136H83ZM89 135V136H88ZM241 135V136H240ZM244 135V136H243ZM54 137V138H53ZM59 137V138H58ZM72 139H71V138ZM75 137V138H74ZM48 138V139H47ZM52 138V139H51ZM56 138V140H54ZM62 138V139H61ZM82 138H83V140L85 141V143L88 145H85V143H83V141H82ZM58 139H60V141H58ZM50 140H51V142H50ZM53 140V141H52ZM68 140V141H67ZM75 140V141H74ZM57 141V142H56ZM64 142V143H61V142ZM69 141H72V143L71 142H69ZM74 141V142H73ZM79 141H80V143H79ZM89 141V142H88ZM69 142V143H68ZM76 142V143H75ZM77 142H78V144H77ZM73 144V145H72ZM80 144V145H79ZM65 146V148H64V146ZM69 146V147H67V146ZM72 145V146H71ZM82 145V146H81ZM63 146V147H62ZM76 146V148L74 149V147ZM81 146V147H80ZM83 147H84V149L86 148V151L83 149ZM61 148H63V149H61ZM69 148H72V149H74L73 151H71ZM82 148V149H81ZM102 148V145H99V146H97L96 147V150H98V151H100L101 152V150H102V152H105V149H101ZM62 150V151H61ZM80 151H82V152H84V156H82L83 155V153L82 152H80ZM187 151V150H186ZM66 152H68L67 154H66ZM4 152L0 149V166L1 167H4V168H1V170H0V184H2L3 182V184L4 185H0V209H1V211H0V215L1 216H3L2 214L3 213H5V211H13V210H15L16 209V205L17 204H26L27 205V207H28V212L24 215V219H25V221H26V226L28 227V228H31V226H32V224H33V228H37V229H39L40 230V228H42V226H44V227H46V230H51L52 229V225H53V223L57 220V219H59L60 221H61V225H60V229H59V233H60V235L57 237V239H56V242L57 243H60V244H62V243H66V242H68V241H73V243H78V242H80L79 243V245L78 244H76V246H77V249L79 248V249H81L82 247H84V248H82L80 251L81 252H83V253H81V256H82V254H86L85 256H86V258L85 257H81L80 258V264H84V262L83 261H86L85 263H87L88 264V262H89V264L91 263V262H97L96 264H99V262H101V264H176L175 263V259H178L179 258V256L177 255L178 254V252H177V250L176 249H178V250H181V248H182V243H180V244H172V243H170V244H172L174 247H176V249L175 248H173V249H171L172 247L171 246H169L168 247V245H163V246H159V250L158 251H152L150 248H148V246H146L145 244H142V243H136L132 248H131V250H130V255L128 256V257H125V255H126V252H127V250H128V247L130 246V243H129V241L126 239V241H124V237H125V235L123 234V233H120L121 232V230L119 229V227H118V225H117V221H119V220H121V219H118L119 217H115L114 218V221H112V222H110V221H107V220H105L102 216H101V214L100 213H98L99 215H96L97 217H99V218H96L95 216H94V214H97V212L96 211H93V210H88V211H83V210H81V209H78V208H76L75 210H74V206L72 205V204H70V202L69 201H62L61 199H59L60 200V205H59V200L57 201H54L53 203H50L49 204V206L50 207H47V208H44V205H46L47 203H48V201L49 200H47V198L48 199H50V197H52L53 195H54V190H52L53 189V186L52 185H50V184H46L47 182L43 179V178H41V177H39V176H37L35 173L33 174L32 173V171L31 172H29L30 170L28 169V168H26V167H22V166H20L18 163H17V160H16V158H13V159H15L14 161H13V159H12V157L11 156H9V155H7V154H3ZM186 153V155L188 156V154H189V156L188 157H190L191 158V160L193 159L194 160V158H196L197 157V154L195 155V153H191L192 155H194L193 156V158H192V156H191V154L190 153H188L187 154V152H185ZM66 154V155H65ZM179 155H181V156H183V154H179ZM178 155V156H179ZM2 156V157H1ZM8 156V157H7ZM3 158V159H2ZM9 158V159H8ZM12 160H11V159ZM180 158V157H179ZM9 160V161H8ZM11 161V162H10ZM13 161V162H12ZM7 162V163H6ZM16 162V163H15ZM1 163H2V165H1ZM152 163H150V165H151ZM226 164V170H228L227 171V173H229V172H231L232 171V163L230 162V163H228V162H226L225 163ZM5 165V166H4ZM7 165H8V167H7ZM15 165H17V166H15ZM129 164L128 163H126L125 164V166H128ZM148 165V164H147ZM146 164L144 165V167H142L144 170H143V172L141 171L139 174H140V176L142 177V175H143V178H142V180H139L138 181V184H140V185H137V187L134 189V191L131 193V194H129L128 195V197H127V199H128V201H130V202H132V200L134 199V198H136L135 200H133V202L135 201L136 203H138V201H139V206L140 207H142V209L139 207V211L137 212V214H138V216L137 217H134L136 220H138L140 223H143V225H145L144 223V221H143V219H142V216H143V213H145V212H148V210H150L151 208V206L152 205H155V204H159V206L160 207H162V206H164V208L162 209V212H163V215H165V214H168L169 213V211H171V207L172 206H174L176 203H174L171 199H169V198H166V197H164V195H163V192H161L162 193V195H158V193L160 192V190H157V194L156 195H158V196H156V195H152V194H155L154 193V191H156V189H159V187H157V188H155L154 187V185L152 186V182L150 181V180H148L147 179V181L146 180H143L144 178H146V177H149V175L152 177V175H156V176H154L155 178H158V177H161L162 176V174L158 171V169H159V167H158V164H156L155 166H154V168H153V165L151 166L152 168H150V166L148 165L147 166ZM146 166V167H145ZM10 167V168H9ZM18 167V168H17ZM22 167V170L23 171H21V168ZM104 167H105V165H104ZM6 168L8 169V171L6 170ZM13 168V169H12ZM16 168H17V171H16ZM26 168V169H25ZM4 169H5V171H4ZM12 169V170H11ZM19 169V170H18ZM152 169V170H151ZM13 170H15V171H13ZM26 170V171H25ZM108 170H109V168H108ZM148 170H150L152 173H149L148 172ZM231 170V171H230ZM3 171V172H2ZM7 171V172H6ZM13 171V172H12ZM25 171V172H24ZM177 172H176V174L177 173H179L180 171L179 170H176ZM198 170H194L193 172H194V174H193V177H192V179H188V181L185 179L184 180V178H183V175L181 174V175H178L180 178H179V180H177V178H178V176L175 174V172H173V173H171V175H172V177H171V179H172V183H173V188L175 189V191H177V188L179 189L178 190V193L181 191V194H182V197L181 198H183L186 194H189V195H187V197H189V198H187V197H185V198H183V199H181L180 198V202H183L184 203V205H186L187 207H191V206H193L194 204L196 205V206H198V205H200L199 207H204V206H206V205H204V206H202L203 204H207V207H208V205L209 204H214V202L218 199V192H221L223 189H224V186L222 185V184H219V183H217L216 185H213V184H210L208 181H207V177H206V175H205V173L204 172H202V171H198ZM5 172V173H4ZM28 174H27V173ZM200 172V173H199ZM1 173H3V174H5V175H2ZM8 173V174H7ZM16 173V174H15ZM30 173H32V174H30ZM145 173V174H144ZM148 175H147V174ZM155 173V174H154ZM210 173H211V171H210ZM214 173V172H213ZM213 173H211L212 175H213ZM10 174V175H9ZM11 174H12V176H11ZM17 174H20V175H17ZM21 174H24L23 176H21ZM112 174V176H114V177H112V179H114V178H116V179H114L113 180V182L115 181V185L117 184V182H119L120 180H118L119 178H117V176L115 177V175H116V173H111ZM142 174V175H141ZM180 174V173H179ZM205 176H204V175ZM14 175H16L15 177H14ZM29 175H31L32 176V178H30L31 179V183H29V178L28 177H30ZM33 175H35L36 177H38V178H36L35 176H33ZM176 175V176H175ZM216 174L214 173V175L213 176H215ZM4 176V177H3ZM8 176H10V177H8ZM20 176V177H19ZM28 176V177H27ZM8 177V178H7ZM14 177V178H13ZM17 177V178H16ZM23 177V178H22ZM28 179H27V178ZM36 179H35V178ZM153 177V178H154ZM176 177V178H175ZM7 178V179H6ZM19 178V179H18ZM25 178V179H24ZM40 178V179H39ZM182 178V179H181ZM204 178V180H202ZM9 179V180H8ZM15 179H17L16 181H14ZM21 179V181H19ZM23 179V180H22ZM10 180H12V181H10ZM25 180V181H24ZM38 180V181H37ZM40 180V181H39ZM197 180V181H196ZM199 180H200V182H199ZM7 181H9V182H7ZM14 181V182H13ZM117 181V182H116ZM144 182V184L147 186V188L144 186V184H143V182ZM187 181V182H186ZM189 181H190V183H189ZM2 182V183H1ZM141 182H142V185H141ZM192 182H193V184H192ZM7 183V184H6ZM13 185H12V184ZM146 183H148V185L146 184ZM151 183V184H150ZM209 184V185H206V184ZM33 184H35V185H33ZM37 184V185H36ZM40 184V185H39ZM43 184V185H42ZM188 184H190L191 186L190 187H187V185ZM12 185V186H11ZM33 185V186H32ZM39 185V186H38ZM46 185V186H45ZM119 184H117V186H118ZM185 185H186V187L188 188H185ZM195 185V188L193 187ZM204 185V186H203ZM34 186H36V187H38L37 189L36 188H34ZM182 186V187H181ZM184 186V187H183ZM189 186V185H188ZM209 186V187H208ZM217 186V187H216ZM223 186V187H222ZM7 187V188H6ZM26 187L29 189L28 191H27V189H26ZM40 187V188H39ZM45 187V188H44ZM176 187V188H175ZM181 188V190H180V188ZM210 187H213V189L211 188L210 189ZM214 187H215V190L217 189V192L214 190ZM3 188V189H2ZM5 188V189H4ZM14 188V189H13ZM149 188V189H148ZM152 188H154V189H152ZM185 188V189H184ZM194 188V190H191V189H193ZM8 189V190H7ZM10 189V190H9ZM15 189H16V192H15ZM34 189V190H33ZM144 189H147L149 192H146L145 193V191L146 190H144ZM152 189V190H151ZM183 189V190H182ZM205 189L206 190H208L207 192L205 191ZM3 190V191H2ZM41 190V191H40ZM151 190V191H150ZM189 190L191 191V192H189ZM203 190V193H199V191L201 192ZM213 192H212V191ZM35 191V192H34ZM37 191V192H36ZM53 191V192H52ZM136 191H138L137 192V194L135 193ZM140 191V192H139ZM153 191V192H152ZM207 193V194H205V192ZM209 191L211 192V193H209ZM214 191L217 193V197H216V195H215V193H214ZM25 192H27V193H25ZM9 193V194H8ZM21 193H25V194H21ZM145 193V194H144ZM150 193V194H149ZM160 193V194H161ZM185 193V194H184ZM191 193V194H190ZM214 193V194H213ZM21 194V195H20ZM35 194V195H34ZM197 194H199V195H197ZM10 195V196H9ZM30 195V196H29ZM44 195V196H43ZM130 195H131V197H130ZM149 195V196H148ZM151 195V196H150ZM190 195H192V197H193V199L192 200H190V198H192ZM194 195H195V197H194ZM210 195H212V196H210ZM8 196V197H7ZM21 196V197H20ZM29 198H28V197ZM145 196V197H144ZM154 196H156L157 197V200H156V197H154ZM207 196H209V197H207ZM4 197V198H3ZM20 197V198H19ZM25 197H27V198H25ZM36 197H38L39 199H41L42 197H43V199H44V201H46V202H44V203H42V202H40V200L39 199H37ZM47 197V198H46ZM200 197V198H199ZM205 197H206V199H207V201L205 200ZM212 197V198H211ZM216 197V198H215ZM107 198H108V200H111V201H113L112 199H114V197L113 196H107ZM137 198H139V200L137 199ZM142 198H143V200H142ZM145 198V199H144ZM147 198V199H146ZM161 198H163V199H165L166 201H164L163 199L162 200H160ZM204 198V199H203ZM208 198H209V200H208ZM4 199V200H3ZM7 199V200H6ZM8 199H9V202H8ZM18 199V200H17ZM149 199V200H148ZM185 199H189V201H191L192 203L190 204L189 202H188V200H185ZM202 199H203V202H202ZM24 200V201H23ZM36 200H38V203L40 204H38L37 203V201ZM93 200V202L96 204V205H98V206H100L103 210H106V211H108L106 208H104L103 206H101L97 201H95L94 199H92ZM17 201V202H16ZM62 201V202H61ZM148 201V202H147ZM150 201H152V202H150ZM153 201H156L157 203H155V202H153ZM206 201V202H205ZM5 202V203H4ZM11 202V203H10ZM35 202V204H37V205H35V204H33ZM64 202V203H63ZM132 202V203H133ZM134 202V205L136 204ZM145 202H147V204H146V206H147V208H146V206H145ZM199 202H200V204H199ZM201 202H202V205H201ZM1 203H2V205H1ZM4 203V204H3ZM61 203L62 204H64V205H61ZM194 203V204H193ZM138 204H136L137 206H138ZM164 204V205H163ZM167 204H169L168 206H167ZM193 204V205H192ZM235 205H236V207L239 209V210H241V206H240V204L238 203V202H235L234 203ZM71 205H72V208H71ZM143 205V206H142ZM211 205V206H212ZM64 206V207H63ZM150 206V207H149ZM166 206V207H165ZM210 206V205H209ZM29 207H30V210H29ZM38 207V208H37ZM62 207H63V209H62ZM74 207V208H73ZM144 207V208H143ZM168 207V208H167ZM170 207V208H169ZM5 208V209H4ZM40 208V209H39ZM50 211H49V210ZM70 209H73V210H70ZM167 209H169V210H167ZM208 208H206V210H207ZM36 210V211H35ZM66 210V211H65ZM38 211V212H37ZM1 212H3V213H1ZM32 212H34V213H32ZM109 212V211H108ZM64 215H63V214ZM69 213V214H68ZM165 213V214H164ZM205 213V212H204ZM209 213V212H208ZM208 213H205V214H208ZM42 214V215H41ZM142 214V215H141ZM5 215V214H4ZM67 215H69L68 217H67ZM0 216V217H1ZM40 216V217H39ZM94 216V217H93ZM38 217V218H37ZM31 218V219H30ZM35 219V220H34ZM99 219V220H98ZM33 220H34V222H33ZM37 220H38V222H37ZM100 220H102V221H100ZM37 223H36V222ZM39 221H40V223H39ZM63 221H64V223H63ZM105 221H107L106 223H104ZM6 222V223H5ZM101 222V223H100ZM197 222L198 223H200L201 222V218H198V220H197ZM1 223L5 226H2L1 227ZM34 223H36V225L34 224ZM102 223H104L103 225H102ZM114 223H115V225H114ZM8 221H7V218H6V216L4 217H1L0 218V264H5V263H7V264H13V263H15V264H21L22 263V257H21V255L20 254H16V250H14L15 252H12L13 251V249L14 248H12V246H11V250L12 251H10V252H12L11 254L13 255L14 254V257H12V255L10 254V255H8V248L10 247V242H9V244H7L8 242L7 241H5V240H7V239H10L11 238V232H10V228L8 227ZM29 224H30V227H29ZM48 225V226H47ZM126 225H128L129 226V224L127 223ZM106 226H107V228H106ZM113 226H115L117 229H119V233L117 232L118 230L116 229V228H114ZM146 226V225H145ZM8 227V228H7ZM73 227V228H72ZM108 227L110 228L111 227V229H112V227H113V229L112 230H109L108 229ZM4 228L6 229L5 231H3L4 230ZM130 229H131V231L132 232H134L135 234H137V235H140V236H143V237H145V235H143L140 231H138L137 229H135V228H133L131 225H130V227H129ZM80 229V230H79ZM115 229V231H113ZM208 228H207V226H205V231L207 230ZM117 230V231H116ZM10 232V233H9ZM39 232V231H38ZM79 232V233H78ZM82 232V233H81ZM113 232H115V235H114V233ZM2 233H4V234H2ZM40 233V232H39ZM10 234V235H9ZM84 234V235H83ZM78 235H80V237L78 236ZM117 235H120V236H122V239H120L121 237L120 236H117ZM81 236H82V238H81ZM84 236L86 237V238H84ZM92 236L94 237V239L92 238ZM124 236V237H123ZM87 237H89V239L87 238ZM72 238H73V240H72ZM81 239V240H80ZM92 239H93V241H92ZM1 240H3V241H1ZM76 240V241H75ZM85 240V241H84ZM95 240H98V241H96V242H94ZM115 240V241H114ZM9 241H12V239H10ZM81 241H82V244H81ZM91 242V246H93V247H91L90 246V242ZM5 243V244H3L2 245V243ZM84 242V243H83ZM89 242V243H88ZM124 242V243H123ZM89 245H88V244ZM95 243H97V244H95ZM81 244V245H80ZM117 244V245H116ZM87 247V249L85 248V246ZM101 245V246H100ZM7 248H6V247ZM75 246V245H74ZM81 246V247H80ZM90 246V247H89ZM139 246V247H138ZM4 247V248H3ZM88 247H89V249H88ZM96 247V248H95ZM3 248V249H2ZM140 248V249H139ZM10 249V248H9ZM135 249H137L136 251H135ZM138 249L140 250V251H138ZM168 249V250H167ZM84 250H87V251H85L84 252ZM92 250V251H91ZM96 250V251H95ZM100 250H102V253L101 252H99ZM106 250H108V251H106ZM170 250V251H169ZM176 250V251H175ZM88 251H91V252H89L90 253V255L88 256ZM103 251H105V252H103ZM110 251V252H109ZM174 252V253H172V252ZM6 252V253H5ZM95 252H97L96 253V255H94L95 254ZM139 252V253H138ZM177 252V253H176ZM29 253V252H28ZM88 253V254H87ZM138 253V254H137ZM172 253V254H171ZM252 253H254V254H252ZM5 254H7L9 257H10V259H7L6 260V258H7V256H5ZM31 254V253H30ZM30 254H28V258H25V260H28L30 257H31V255ZM99 254V255H98ZM101 254V255H100ZM136 254H137V256H136ZM93 255V256H92ZM102 255L104 256L103 258H102ZM173 255H177L176 257L175 256H173ZM5 256V257H4ZM16 256V257H15ZM97 256H99V258L97 257ZM107 256V257H106ZM136 256V257H135ZM155 258H154V257ZM90 257H91V259H90ZM95 257V258H94ZM261 257H262V251L259 249V246H257L255 243H252L251 245H250V247H249V251H248V258H249V261L252 263V264H260L259 263V261L261 262ZM11 258H12V261H10L11 260ZM14 258H15V260H16V262H14L15 260H14ZM19 258V259H18ZM61 257L58 255V256H56L55 258H54V260H53V264H56V263H60V264H79L78 262H76V261H72L73 259H68V258H65V259H60ZM87 258H89L90 260H92V261H89V259H87ZM94 258V259H93ZM105 258V259H104ZM114 258V259H113ZM59 259H60V261L61 262H59ZM84 259V260H83ZM105 260V263H104V260ZM6 260V261H5ZM103 260V261H102ZM181 260V259H180ZM18 261V262H17ZM82 261V262H81ZM5 262V263H4ZM11 262V263H10ZM76 262V263H75ZM116 262V263H115ZM51 263V264H52ZM94 263V264H95ZM40 264H42V263H40ZM91 264H93V263H91Z\"/></svg>","mask_w":264,"mask_h":264}]
</instances>
